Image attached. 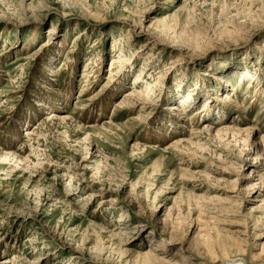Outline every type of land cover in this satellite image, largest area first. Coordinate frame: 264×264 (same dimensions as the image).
<instances>
[{"label": "rangeland", "instance_id": "obj_1", "mask_svg": "<svg viewBox=\"0 0 264 264\" xmlns=\"http://www.w3.org/2000/svg\"><path fill=\"white\" fill-rule=\"evenodd\" d=\"M263 93L264 0H0V264H264Z\"/></svg>", "mask_w": 264, "mask_h": 264}, {"label": "bare ground", "instance_id": "obj_2", "mask_svg": "<svg viewBox=\"0 0 264 264\" xmlns=\"http://www.w3.org/2000/svg\"><path fill=\"white\" fill-rule=\"evenodd\" d=\"M112 61H113V62L111 63V65H110V69H109V71H110V72H109L110 75H111V72L114 70V65H115L116 63H118V62L116 61V59H112ZM139 77H141V76L137 75L136 80L139 79ZM137 83H138V82H137ZM153 87H154V84H152V83H150V84L147 85V89L149 88V89L151 90V89H153ZM149 89H148V90H149ZM137 93H138V92H137ZM145 93H146V92H145ZM263 94H264V93H263ZM261 95H262V94H261ZM258 96H259V95H258ZM133 97H134L133 94H129V95L127 94V95L124 97V100H127L128 102H130V107L133 106V104H132V103H133V99H132ZM254 97H255V96H254ZM225 98H226V99H229V100L232 99V98H230V96H226ZM232 100H233V99H232ZM255 101H256V100H255ZM128 104H129V103H128ZM128 104H127V105H128ZM127 105H126V106H127ZM38 106H42L41 103H38ZM236 107H238V104H237ZM239 107H240V106H239ZM205 110H206V109H205ZM198 111H199V110H198ZM199 113H200V112H199ZM201 113H202V112H201ZM202 114H203V113H202ZM200 115H201V114H200ZM49 116H50V117H54L55 115L52 114V112H51V113L49 114ZM62 120H63V119H62ZM40 125L43 126L44 124H42V123L39 124V126H38L37 128H39ZM207 127H208V126H207ZM222 130H223V131H220V130H219V131H216L215 136L218 137V136L221 135L222 137H225V136L227 135V132H228L229 129L227 128V129H222ZM235 131H236V130H235ZM235 131H234V132H235ZM235 133L239 134L240 132L236 131ZM27 135H33V134L27 132ZM239 135H240V134H239ZM193 137H195V135H193ZM179 141H180L181 143H185V142L182 141V140H179ZM188 144H189V145H192V146L194 145V144L191 143V142H188ZM19 157H20V156H18L17 154H16V156H15L14 153H11V154H10V153H6V154H3V155H2V158H3L4 160H7V159H8V162H10V161L13 160V161L17 164V165H16L17 167L19 166L20 161L22 162L21 158H19ZM18 162H19V163H18ZM26 168H27V167H26ZM8 263H10V261H8L7 264H8Z\"/></svg>", "mask_w": 264, "mask_h": 264}]
</instances>
